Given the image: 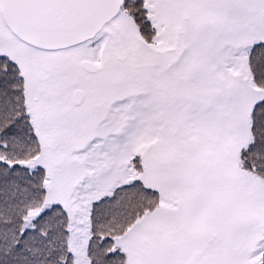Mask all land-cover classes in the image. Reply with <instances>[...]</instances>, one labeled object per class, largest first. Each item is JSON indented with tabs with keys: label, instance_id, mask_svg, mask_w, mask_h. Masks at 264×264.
I'll list each match as a JSON object with an SVG mask.
<instances>
[{
	"label": "snow or ice",
	"instance_id": "obj_1",
	"mask_svg": "<svg viewBox=\"0 0 264 264\" xmlns=\"http://www.w3.org/2000/svg\"><path fill=\"white\" fill-rule=\"evenodd\" d=\"M0 264H264V0H0Z\"/></svg>",
	"mask_w": 264,
	"mask_h": 264
}]
</instances>
